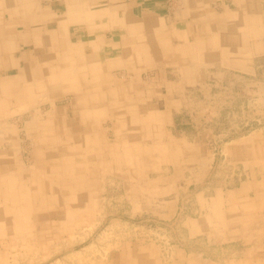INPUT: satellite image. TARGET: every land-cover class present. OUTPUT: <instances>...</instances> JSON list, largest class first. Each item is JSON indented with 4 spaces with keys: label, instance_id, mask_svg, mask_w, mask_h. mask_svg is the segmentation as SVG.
<instances>
[{
    "label": "crops",
    "instance_id": "obj_1",
    "mask_svg": "<svg viewBox=\"0 0 264 264\" xmlns=\"http://www.w3.org/2000/svg\"><path fill=\"white\" fill-rule=\"evenodd\" d=\"M213 88L228 91V116L245 104L262 111L264 0H0V123L26 132L35 109L61 118L69 135L54 145L67 153L93 134L95 162L119 165L134 151V171L147 177L152 149L198 148L174 139L176 116L182 100H215ZM25 100L34 107L20 108ZM244 139L228 143V160L248 155L246 181L215 189L204 214L213 244H246L236 263L264 264V139Z\"/></svg>",
    "mask_w": 264,
    "mask_h": 264
},
{
    "label": "rangeland",
    "instance_id": "obj_2",
    "mask_svg": "<svg viewBox=\"0 0 264 264\" xmlns=\"http://www.w3.org/2000/svg\"><path fill=\"white\" fill-rule=\"evenodd\" d=\"M239 86L234 91L241 93ZM226 92L224 88H213V94L218 95L215 100H207L200 93L196 100L180 101L183 107L179 116L176 114L180 128L173 133L174 139L184 137L198 148L177 147L168 140L165 154L152 149L150 164L143 166L147 177L134 171V151L119 165H110L100 157L106 163L96 164L89 172L94 195L87 196L84 211L79 214L71 208L70 219L60 228L51 221L53 236L12 242V237L1 239L0 264H192V259L199 257L194 264H238L241 252L250 246L213 244L209 235L212 228L207 229L209 218L204 211L211 206L209 197L215 189L226 192L246 181L241 170L248 155L228 160V143L242 138L244 141L253 132L264 139V101L259 103V114L252 107L257 104H245L239 113L238 108L234 110L236 116H228L223 109ZM66 103L68 100L57 104ZM159 107L163 108L161 103ZM99 124L105 128L109 125L102 121ZM20 137L26 161L33 158L32 142L25 130ZM3 147L8 146L0 142V149ZM124 167L133 172L129 176L138 178H123ZM58 218L51 216L48 220L56 222ZM42 231L45 229L40 227ZM228 259L231 261L224 262ZM242 260L239 264H248L246 258ZM248 261L260 264L254 259Z\"/></svg>",
    "mask_w": 264,
    "mask_h": 264
},
{
    "label": "bare ground",
    "instance_id": "obj_3",
    "mask_svg": "<svg viewBox=\"0 0 264 264\" xmlns=\"http://www.w3.org/2000/svg\"><path fill=\"white\" fill-rule=\"evenodd\" d=\"M32 104L33 101L25 100L20 108L28 110L34 107ZM42 115L35 109L28 117L26 138L32 142L33 156V160H27L28 163L17 161L22 144L19 128L0 123V142L8 146L0 149V243L6 237H12V242L25 237L53 236L51 221L55 223L54 227L60 228L70 219L68 213L71 208L80 214L84 211L83 203L87 196L94 195L90 189V173L98 164L93 160L96 136L89 134L84 146L78 142L70 148L72 153H67V146L59 144L68 138V123L61 118L53 119L49 113ZM57 141L60 142L54 145ZM51 216L59 218L56 222L48 220ZM72 221L77 224L74 219ZM40 227L45 231L39 232Z\"/></svg>",
    "mask_w": 264,
    "mask_h": 264
}]
</instances>
